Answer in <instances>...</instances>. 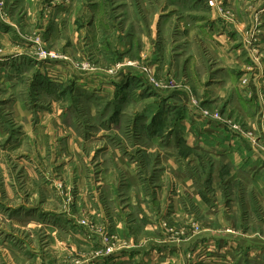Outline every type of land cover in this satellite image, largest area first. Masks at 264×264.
I'll use <instances>...</instances> for the list:
<instances>
[{"label": "rangeland", "instance_id": "374dc122", "mask_svg": "<svg viewBox=\"0 0 264 264\" xmlns=\"http://www.w3.org/2000/svg\"><path fill=\"white\" fill-rule=\"evenodd\" d=\"M198 1L0 0V264H264V0Z\"/></svg>", "mask_w": 264, "mask_h": 264}, {"label": "crops", "instance_id": "0c3cea01", "mask_svg": "<svg viewBox=\"0 0 264 264\" xmlns=\"http://www.w3.org/2000/svg\"><path fill=\"white\" fill-rule=\"evenodd\" d=\"M199 1L198 0H193V3H192V6H194V7H196V8H199V6H201V3H198ZM257 5L255 6V7H257L258 6V3H256ZM255 13V14H254ZM254 13H253V15H250V16H248L247 17V21H243V22H241L240 21V23L239 22H236L235 23V28H236V30H237V34H241V32L243 31V30H240V29H243V27H246V25L247 26H251V28L252 29H255V30H257V33H255L256 35L257 34H259L260 33V31H258V29H259V26H260V23L258 24V25H256L255 24V21H257L258 19H257V17H259L258 15H257V10L255 11L254 10ZM259 20H260V17H259ZM206 21V20H205ZM204 26L205 25H203V28L201 29V28H198L197 29V31H198V35H199V38H202L203 39V41H204V43H206L207 44V42L209 43V45H211L212 44V41L210 40V35H208V33H207V31H206V28H204ZM197 27V26H196ZM242 27V28H241ZM257 36H259V35H257ZM211 47V46H210ZM239 52H240V50H239ZM236 53H238V51L236 50ZM239 54V53H238ZM240 58V60L241 61H239L238 62V60H236L235 61V67L234 66H232V68H228L227 67V70L228 71H232L233 70V68H235V70H238L239 71V69H242L243 68V64H244V61H242V60H244V57H243V55H241V54H239V55H235V59H239ZM255 78H251V79H246V80H242V82L244 83V84H246L247 86H251V88L250 89H248L245 93H244V98L247 96L248 98H250V101L248 100V99H244L243 98V92H242V89L240 90V89H238V88H236V89H234V91H233V99H234V102H235V104L238 106V108H240L242 111H243V104H244V100L246 101V103L247 104H250V106H251V109H252V112H251V117H250V119H252L253 120V122L255 123V127H256V125H261V117H263V113H262V115H261V117H260V110L262 109V106H261V101H260V94H261V92H264V88H262V90L260 89V86H261V83H260V81L257 79H255ZM232 80H234V79H232ZM231 80V81H232ZM235 80L236 81H240L239 79H238V77H235ZM264 86V85H263ZM255 87V88H254ZM250 93V94H249ZM252 97V98H251ZM244 99V100H243ZM263 105H264V103H263ZM190 107L191 108H193V105H190ZM191 111H193V109H190ZM193 114L194 115H192V116H194L195 117V115H197L198 116V114H199V112H196L195 110L193 111ZM254 115V116H253ZM253 116V117H252ZM210 121H212V120H210ZM206 122V124L208 125V122L207 121H205ZM195 123V122H194ZM191 124H193V123H191ZM263 124V123H262ZM209 126L211 127V128H209L210 130L209 131H207V130H205V127H203V130L201 131L203 134H209V133H215V132H219V133H221V135H225V134H232L233 132H232V130L231 129H229L228 130V127L224 124V123H222V124H220V123H217V122H209ZM216 127V128H215ZM218 127V128H217ZM253 131H252V133H253V135H254V133H256V132H258V129L256 128V129H252ZM236 139H238V140H240V142L242 143V144H246L248 147H249V150L250 151H252V152H254L256 149L259 151V148L261 147V149H264V141H262V143H261V145H258V144H256V142H253V141H251L250 139L248 140V139H245V138H241L240 136H238L237 135V137H236ZM248 140V141H247ZM208 144V143H207ZM210 144V143H209ZM222 141L220 140V147H222ZM239 145V144H237L236 145V148L235 149H241V148H243L244 146L243 145ZM189 146H191V145H189ZM200 148H203V150L204 151H209V154L211 153V154H213V152L214 153H216V154H218V155H220V156H223L222 155V153H221V151H220V153H219V151H214L215 149H216V147H209V146H207V145H202ZM220 149H222V148H220ZM216 150H219V149H216ZM223 154H226V153H223ZM257 155H259V153L257 154ZM260 156H262V155H259V157ZM254 160H256V158L254 159V158H252V161L254 162Z\"/></svg>", "mask_w": 264, "mask_h": 264}, {"label": "built area", "instance_id": "2783aa9c", "mask_svg": "<svg viewBox=\"0 0 264 264\" xmlns=\"http://www.w3.org/2000/svg\"><path fill=\"white\" fill-rule=\"evenodd\" d=\"M208 4L213 8L215 6V1L214 0H208Z\"/></svg>", "mask_w": 264, "mask_h": 264}]
</instances>
